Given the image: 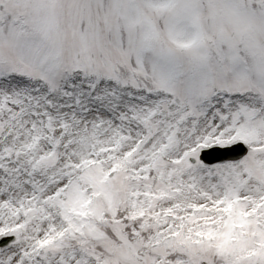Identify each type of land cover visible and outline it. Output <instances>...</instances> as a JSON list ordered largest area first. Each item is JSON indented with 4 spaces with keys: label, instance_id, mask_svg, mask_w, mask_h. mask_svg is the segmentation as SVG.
<instances>
[{
    "label": "snow or ice",
    "instance_id": "obj_1",
    "mask_svg": "<svg viewBox=\"0 0 264 264\" xmlns=\"http://www.w3.org/2000/svg\"><path fill=\"white\" fill-rule=\"evenodd\" d=\"M0 264H264V0H0Z\"/></svg>",
    "mask_w": 264,
    "mask_h": 264
}]
</instances>
